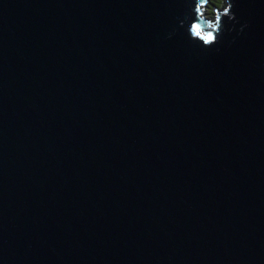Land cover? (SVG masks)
<instances>
[{
    "label": "water",
    "instance_id": "1",
    "mask_svg": "<svg viewBox=\"0 0 264 264\" xmlns=\"http://www.w3.org/2000/svg\"><path fill=\"white\" fill-rule=\"evenodd\" d=\"M231 3L208 47L198 0H0V264H264V0Z\"/></svg>",
    "mask_w": 264,
    "mask_h": 264
},
{
    "label": "clouds",
    "instance_id": "2",
    "mask_svg": "<svg viewBox=\"0 0 264 264\" xmlns=\"http://www.w3.org/2000/svg\"><path fill=\"white\" fill-rule=\"evenodd\" d=\"M207 2L208 0H198L197 13L200 22L193 25V32L196 36L200 37L204 46L210 47L213 44L218 43L223 34V18L227 16L231 21L235 20L236 17L235 14L230 11L233 7L231 0H226L227 7H225L222 12L217 10L214 22L212 20H205L201 9L207 4Z\"/></svg>",
    "mask_w": 264,
    "mask_h": 264
},
{
    "label": "rangeland",
    "instance_id": "3",
    "mask_svg": "<svg viewBox=\"0 0 264 264\" xmlns=\"http://www.w3.org/2000/svg\"><path fill=\"white\" fill-rule=\"evenodd\" d=\"M205 6L206 17L211 18L215 16L217 10L225 8V0H209ZM218 5V7H216Z\"/></svg>",
    "mask_w": 264,
    "mask_h": 264
},
{
    "label": "built area",
    "instance_id": "4",
    "mask_svg": "<svg viewBox=\"0 0 264 264\" xmlns=\"http://www.w3.org/2000/svg\"><path fill=\"white\" fill-rule=\"evenodd\" d=\"M225 3H226V0H225ZM207 4H208V3H207ZM207 4H206V5H207ZM206 5H205V6H206ZM225 5H226V4H225ZM216 14H217V11H216V13H215V16H216ZM215 16H214V18H215ZM204 17L207 18L208 20L212 18V17H211V18L206 17L205 8H204Z\"/></svg>",
    "mask_w": 264,
    "mask_h": 264
},
{
    "label": "trees",
    "instance_id": "5",
    "mask_svg": "<svg viewBox=\"0 0 264 264\" xmlns=\"http://www.w3.org/2000/svg\"><path fill=\"white\" fill-rule=\"evenodd\" d=\"M216 7H218V5Z\"/></svg>",
    "mask_w": 264,
    "mask_h": 264
}]
</instances>
